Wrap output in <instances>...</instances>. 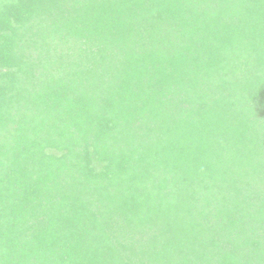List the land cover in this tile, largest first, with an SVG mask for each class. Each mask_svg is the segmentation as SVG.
<instances>
[{"label":"trees","instance_id":"obj_1","mask_svg":"<svg viewBox=\"0 0 264 264\" xmlns=\"http://www.w3.org/2000/svg\"><path fill=\"white\" fill-rule=\"evenodd\" d=\"M0 264H264V0H0Z\"/></svg>","mask_w":264,"mask_h":264},{"label":"rangeland","instance_id":"obj_2","mask_svg":"<svg viewBox=\"0 0 264 264\" xmlns=\"http://www.w3.org/2000/svg\"><path fill=\"white\" fill-rule=\"evenodd\" d=\"M33 54L35 53V51L32 52Z\"/></svg>","mask_w":264,"mask_h":264}]
</instances>
